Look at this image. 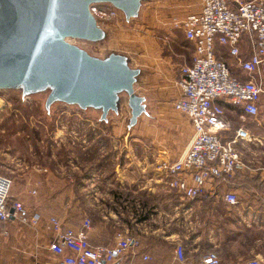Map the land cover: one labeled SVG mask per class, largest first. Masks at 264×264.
<instances>
[{
  "label": "crops",
  "instance_id": "0c3cea01",
  "mask_svg": "<svg viewBox=\"0 0 264 264\" xmlns=\"http://www.w3.org/2000/svg\"><path fill=\"white\" fill-rule=\"evenodd\" d=\"M160 3L166 4L157 2ZM183 38L192 53V44L186 41L184 35ZM224 56L228 58L225 51ZM146 67L149 70L145 71L139 87L154 79L156 89L142 88L141 91L156 97L155 107L167 101L162 92L170 94L173 99L179 95L178 72L172 67L157 66L155 71L148 64ZM237 74L247 76L241 71ZM223 105L225 127L221 134L225 139L238 126L247 127L254 134L262 133L251 118L241 117L243 111L239 106L230 103ZM259 110L264 115V91L260 94ZM187 123L188 133L184 138L188 141L192 129ZM237 148L245 165L231 176L215 179L213 185L217 195L211 193L207 184L204 193L195 198H186L165 188L164 183L154 184L146 177L145 182L130 183L131 186L130 181L126 182L128 185L121 182L122 189L132 192L131 198L126 201L122 197L121 203L114 201V208L105 207L103 202L97 203V196L91 197L90 189L94 186L90 184L83 185L86 190L79 198L74 192L73 183H60L56 180L55 170L47 165L23 169L21 179L14 181L11 177L10 198L19 199L29 208L38 210L41 219L36 226L21 223L15 218L0 222V264H57L59 256L48 248L49 241L56 233L50 222L51 216L58 217L63 226L74 228L88 218V238L93 245L112 244L114 233L118 230L133 236L136 242L123 255L128 264H203L202 255L211 249L218 253L220 264H244L260 258L264 253V184L261 182L264 144L239 140ZM181 151L172 154L166 145H161L154 150L158 156L154 157L175 158ZM87 179L90 181V177ZM131 180H134L133 176ZM227 190L237 194V203L228 204L223 200L221 194ZM81 200L82 208L79 206ZM92 201L96 202L97 207L100 206L99 209L87 206ZM178 243L184 248L182 260L175 254ZM144 255L147 258L144 259Z\"/></svg>",
  "mask_w": 264,
  "mask_h": 264
},
{
  "label": "built area",
  "instance_id": "2783aa9c",
  "mask_svg": "<svg viewBox=\"0 0 264 264\" xmlns=\"http://www.w3.org/2000/svg\"><path fill=\"white\" fill-rule=\"evenodd\" d=\"M90 10L103 22L119 23V15L111 6L93 4ZM170 23L181 29L193 46L191 61L179 66L180 93L172 101L189 122L192 134L177 157L156 160L157 179L186 198L201 195L207 184L211 193L217 195L215 179L231 176L245 165L238 141L264 144V115L259 110L260 94L264 91V0H194L188 13L182 17L173 15ZM240 71L247 76L238 75ZM223 103L239 106L241 117L251 118L262 133L254 134L247 127L238 126L225 139L221 134L225 127ZM261 181L264 184V173ZM11 186L12 178L0 173V222L15 218L36 226L41 213L19 199L10 200ZM221 195L228 204L238 202L234 191ZM50 222L56 233L48 248L59 256L57 264H128L123 255L136 242L133 236L118 230L112 244L93 245L88 238V218L77 228L63 226L56 216H51ZM175 254L184 259L181 243L176 244ZM201 260L203 264H220L213 249L206 251ZM244 264H264V253Z\"/></svg>",
  "mask_w": 264,
  "mask_h": 264
},
{
  "label": "rangeland",
  "instance_id": "374dc122",
  "mask_svg": "<svg viewBox=\"0 0 264 264\" xmlns=\"http://www.w3.org/2000/svg\"><path fill=\"white\" fill-rule=\"evenodd\" d=\"M193 2L155 3L126 24L120 18L119 23L106 22L109 32L103 40H69L97 56L118 50L127 54L133 64L142 62L146 70H149L148 64L152 71L157 66L172 67L179 74L180 64L189 62L191 50L184 43L183 32L171 25L170 18L184 16L193 8ZM139 88L157 87L153 79ZM47 92L31 93L21 99L19 89L0 88V173L14 181L21 179L23 169L47 165L55 170L60 183H73L79 198L86 190L83 185L90 184L94 186L90 189L91 197L95 195L97 203L114 208V201L121 203L122 197L126 201L131 198L132 192L122 189L121 182L140 184L149 177L150 182L161 183L155 168L159 159L154 152L157 146L166 145L173 154L188 143L184 138L188 123L173 107L170 94L162 92L168 102H161L151 111L152 115L139 117L128 128L130 111L125 95L117 115L110 113L104 122L99 119L101 110L94 107L81 108L77 104L54 101L46 110ZM165 188L169 189L166 185ZM79 206L82 208V200ZM87 206L100 207L96 202Z\"/></svg>",
  "mask_w": 264,
  "mask_h": 264
},
{
  "label": "water",
  "instance_id": "95a60500",
  "mask_svg": "<svg viewBox=\"0 0 264 264\" xmlns=\"http://www.w3.org/2000/svg\"><path fill=\"white\" fill-rule=\"evenodd\" d=\"M157 2L169 0H0V88L19 89L21 99L47 90L46 110L54 101L94 107L104 122L125 95L130 128L155 108L156 97L139 88L143 64L118 50L91 54L69 38L107 37L108 23L94 16L93 4L111 6L126 24Z\"/></svg>",
  "mask_w": 264,
  "mask_h": 264
},
{
  "label": "trees",
  "instance_id": "16d2710c",
  "mask_svg": "<svg viewBox=\"0 0 264 264\" xmlns=\"http://www.w3.org/2000/svg\"><path fill=\"white\" fill-rule=\"evenodd\" d=\"M262 182V181H261ZM10 200H12L11 198H9Z\"/></svg>",
  "mask_w": 264,
  "mask_h": 264
}]
</instances>
